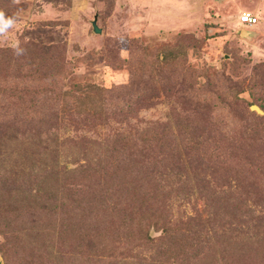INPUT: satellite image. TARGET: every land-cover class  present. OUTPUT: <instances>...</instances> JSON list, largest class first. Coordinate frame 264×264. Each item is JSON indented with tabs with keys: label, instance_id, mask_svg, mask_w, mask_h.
<instances>
[{
	"label": "rangeland",
	"instance_id": "obj_1",
	"mask_svg": "<svg viewBox=\"0 0 264 264\" xmlns=\"http://www.w3.org/2000/svg\"><path fill=\"white\" fill-rule=\"evenodd\" d=\"M0 2V6L3 5L0 9L7 16L16 17V24L6 37H0V57L10 66L13 52L9 43L18 39L25 48V43L29 41L44 47L42 60L38 59L41 70L53 71L59 67L60 72H65L62 90L68 91L72 97L73 94L78 95L83 86L91 84L97 89H92L89 97L95 94L93 102L99 98L102 108L107 111L115 100V94H122L113 93L109 88L133 81L134 95L142 94L144 98L142 106L128 122L118 123L112 119L103 122L99 117L86 122L84 127H75L71 115L76 111V105L67 96L59 104L51 102L57 120L55 126L42 135L31 129L34 128L33 123L31 126L27 122V125L20 123L21 127L15 128L13 124L0 120V183L12 182L16 187L13 198L0 194V264H59L58 260H61L55 252L59 248L56 235L63 229L61 216L48 212L27 215L25 209L32 203L37 205V200L31 196L34 188L30 189V198L28 195L21 196L22 191L28 193V190L20 187L18 182L22 177L29 176L32 170L50 172L47 173V187L34 186L42 191L52 184L82 182L89 166L96 173L98 170L95 168L102 164L100 157H104L106 150L111 151L122 144L120 138L124 133L134 134L144 127L153 128L156 122L172 123L174 117L182 112L175 99L179 98L178 93L189 82L195 85L207 83L206 87L221 94L222 100L239 96L250 102L255 98L256 102L250 105L260 103L264 111V0ZM243 12L253 14L256 23L251 26L241 23L239 16ZM94 15L96 26L100 29L98 33L93 32L91 26ZM242 29L251 33L241 35ZM162 52L175 55L169 58V63H162ZM26 53L27 50L25 57ZM120 58L125 61H119ZM125 62L127 64L123 65ZM211 102L217 104L219 99L213 97ZM250 105L247 106L249 112ZM243 122L249 123L250 118L236 122L234 129L239 130ZM77 140L80 146L76 144ZM199 162L195 160L192 163L193 173L190 171L187 176L181 173L179 182H164L163 191H168L162 207L166 216L164 221L159 220L143 229L135 226L136 223L126 226V229L119 228L120 237L129 243V247L132 246L130 249L122 247L114 239L105 238L107 236L102 231L106 225L99 224L101 221L97 218L100 216L97 215L91 222L98 230L96 234L92 224L83 222L80 226L89 234V240L80 243L84 245L81 253L96 259V256L101 258L100 252L105 257L103 264H135L143 259H153L161 251L163 256L179 251L177 257L186 260L185 255L191 256L194 264H227L231 257H238V264H246L244 254L247 251L256 249L258 252L260 245L264 248V199L251 195L244 201H233L231 197L234 192L252 190L253 181L256 183L257 180H236L231 174H213L210 163L199 165ZM134 168L140 167L137 164ZM155 170L150 166L140 170L141 175L147 173L146 184L156 185L158 182ZM87 172L89 174L91 170ZM104 172L110 173L109 166L104 167ZM63 180L65 182H60ZM258 185L264 188L263 181ZM104 186L95 182L94 187L102 190ZM60 188L57 187V190L60 191ZM147 188L144 185L140 190L148 193L151 188L146 191ZM98 197L96 194V202H99ZM228 197L229 201H223ZM148 209L143 213L146 218L152 217L155 212L150 207ZM134 210L138 215V208ZM5 213L7 217L3 216ZM196 213L197 216L194 215ZM67 215L70 217L71 213ZM192 216L199 219L193 222L199 235L191 239L187 249L181 251L173 246L161 249L160 244H170L164 237L163 223L169 221L172 225H179L175 234H183L186 231L184 222ZM77 217L82 219L83 211L77 212ZM109 223L117 225L118 221L110 219ZM69 228L71 230L72 225H66L63 230ZM161 236L164 238L161 239ZM72 244L76 246V242ZM64 249L63 256L68 254L74 258L79 255L73 248L67 246ZM109 260L113 262L107 263ZM254 260L257 264H264V255L257 253ZM60 262L66 264L63 260ZM89 262L90 259L82 258L78 264ZM97 264H101L99 259Z\"/></svg>",
	"mask_w": 264,
	"mask_h": 264
},
{
	"label": "trees",
	"instance_id": "obj_2",
	"mask_svg": "<svg viewBox=\"0 0 264 264\" xmlns=\"http://www.w3.org/2000/svg\"><path fill=\"white\" fill-rule=\"evenodd\" d=\"M1 4L2 2H0ZM25 44H27V47H25L27 57H25V54L19 57L13 54L11 66L5 59L0 57V116H2L0 120L2 122L11 123L15 128L21 127L20 123L26 125L28 123L30 126L33 123L34 128L31 129L42 135L49 128L55 126L57 120L51 102L55 101L56 104L57 102L59 104L60 101L64 102V96L75 102L76 113L74 112L71 115L75 127H84L86 122L99 117V119L104 120L103 122L111 119L118 121V123L128 122V119L142 106L144 98L142 94L136 93L134 95L135 85L132 83L133 81L120 87L109 88L113 93L121 92L122 94L119 96V93L115 94V100H113L112 106L107 111L102 108V100H99V98L98 101L93 102L92 97L95 94H91L92 97H89V92L92 89H97L91 84L81 86L82 91L78 92V95L73 94L74 97H72L68 91L62 90L64 71L60 72V68H56L57 66H55L56 69L53 67L55 69L53 71L45 72L40 69L38 59L42 60L43 55L41 53L44 47L29 41ZM174 55L170 52H162L160 62L169 63V58ZM155 59L158 60L157 55ZM118 60L125 61L124 58ZM125 64L127 63L125 62L123 65ZM158 70H160V67ZM181 82L179 81V83ZM206 85L207 83L195 85L189 82L178 93L180 96L175 101L182 112L174 117L172 123L170 121L156 122L153 128L144 127V129L136 130L137 132L135 131L134 134L124 133V136L121 135L122 144L114 149L112 148L111 151L106 150L104 157H100L103 159L102 164L95 168L98 170L96 173L93 168L87 167L91 172L88 174V170L85 171L86 176L82 182L76 180L72 184L67 183L68 185L52 184L49 189L44 188L42 191L34 186L47 187L46 183L49 180L47 173L49 171L43 173L32 170L31 174H28L29 176L21 178L18 182L19 186L24 187V190H28V193L22 191L21 196L28 195V198H30V189L34 188L31 196L37 200V205L32 203L33 207L28 206L25 208L27 215L48 212L53 216L54 214L55 216H61L63 229L66 225H72L71 230V227L67 230L62 229L56 235L59 241V248L55 251L59 255L57 258H60L66 264H78V261L82 258L90 259V264H97L98 259L101 264H103L102 261L105 263V257L100 252L101 258L96 256V259L85 257V254L81 253L84 245L80 243H86L89 240V234L83 231L80 226L83 222H88L92 224V230H95L96 227L91 222L95 220L97 215L100 216L97 218L101 221L99 224L104 223L106 225L102 231L103 235L107 236L105 238L108 240L114 239L118 243L120 242L122 247L127 246L130 249L132 246L129 247V243H126V240L120 237L119 228L126 229V226H133L136 223L135 226L138 225L140 229H143L149 224H156L159 220L164 221L166 216L162 213V207L168 193V191H163L164 184L167 183V180L179 182L181 173H185V176L190 171L193 173L195 169L192 163L195 160L200 161L199 165L210 163V166L213 167V174H231L236 180H257L256 183L253 181L254 187L252 190L244 193H232L231 198L233 201H244L243 199L246 200L251 195H255L259 200L264 199V188L258 185L259 182H264V117L257 116L254 112L247 110V106L252 102H256V99L253 98L249 102L245 101L244 98L235 96L231 100H222L220 98L221 94L214 93ZM213 97L219 99L217 104L211 102ZM258 106L262 108L260 103ZM22 117L23 119H21ZM245 118H250V122H243L239 130L238 128L235 130V123H241ZM128 139L129 141H127ZM76 144L80 146L79 140ZM159 156L161 157L159 158ZM137 164L140 168H134L133 170V166ZM107 166L110 168L109 174L104 172V167ZM145 166L146 169L149 166L152 170L156 169L155 172L158 173L156 185H152L149 181L148 183L151 185L146 184V172L143 175L140 174V170ZM124 167L128 169L122 170ZM117 168H119V171L115 172ZM67 172L68 170L65 174ZM95 174H97V177ZM162 177L164 178L162 179ZM60 182H65V180ZM95 182L105 185L104 188L96 190L94 187ZM11 183H0L1 195L15 197L16 191L14 188L16 187ZM249 184L252 185L251 182ZM144 185L148 186L146 191L151 188L148 193L140 190L141 186L144 188ZM57 187L62 188L59 191ZM96 194L99 196V202H96ZM163 194L164 196L160 198ZM223 201H229V197L224 198ZM39 202L42 204H39ZM149 207L154 209L155 212H153L152 217L146 218L147 216L144 214L149 210ZM28 208H32V210ZM135 208H138V215H136ZM80 211H83L82 219L77 217V212ZM69 213H71L70 217L67 215ZM194 215L197 216V213ZM3 216L7 217L6 213ZM195 216L188 217L184 222L186 231L183 234L186 233L185 237H183V234H175L180 227L179 225H172L169 221H165L161 228L165 233L164 237L167 238V244H170L165 245L160 241L163 244H160V248L168 249L167 246H173L181 251L186 250L191 239L197 238V235H199L196 232L199 230L196 229L195 223H193L194 220H199ZM110 219L118 221L117 225L110 224ZM121 221L125 225L120 224ZM249 221L250 218L247 224ZM250 225L254 226L253 223ZM97 231L96 229L94 234ZM164 237L161 236V239ZM69 240L70 244H68ZM75 242L76 246L72 244ZM67 246L73 248L76 252L78 251L79 255L74 258L68 254L63 256L66 252L64 247L67 248ZM176 252H170L168 256H163V251H161L153 259L147 261L141 259V262L135 264L195 263L191 256L187 257L185 255L186 260H184V257H177L176 255L180 252ZM186 253L187 251H185ZM257 253L264 255L263 246L260 245L258 252L255 249L252 252L243 253L247 258L246 264H257L254 260ZM240 258L244 259L242 256ZM238 259V257H231L227 264H236L239 262ZM61 260H58L59 264H62ZM112 262L111 260L107 261V263Z\"/></svg>",
	"mask_w": 264,
	"mask_h": 264
},
{
	"label": "clouds",
	"instance_id": "obj_3",
	"mask_svg": "<svg viewBox=\"0 0 264 264\" xmlns=\"http://www.w3.org/2000/svg\"><path fill=\"white\" fill-rule=\"evenodd\" d=\"M16 24L15 16H7L5 11L0 9V37H6L8 31ZM13 54L17 57L24 55L26 48L21 44V41L16 39L9 43Z\"/></svg>",
	"mask_w": 264,
	"mask_h": 264
},
{
	"label": "water",
	"instance_id": "obj_4",
	"mask_svg": "<svg viewBox=\"0 0 264 264\" xmlns=\"http://www.w3.org/2000/svg\"><path fill=\"white\" fill-rule=\"evenodd\" d=\"M95 20H96V16L94 15V17H93V19L91 21V26H92L93 32L98 33L100 31V29L96 26ZM249 33H251L250 30L242 29L240 34L244 35V36H247V34H249ZM249 109L251 111H254L258 115H264V111L256 104L250 105Z\"/></svg>",
	"mask_w": 264,
	"mask_h": 264
},
{
	"label": "built area",
	"instance_id": "obj_5",
	"mask_svg": "<svg viewBox=\"0 0 264 264\" xmlns=\"http://www.w3.org/2000/svg\"><path fill=\"white\" fill-rule=\"evenodd\" d=\"M239 21L243 24L251 26L256 23V17L250 12H243L239 16Z\"/></svg>",
	"mask_w": 264,
	"mask_h": 264
}]
</instances>
